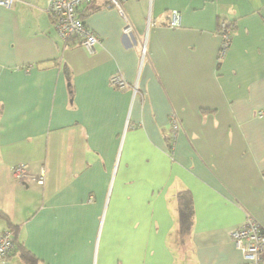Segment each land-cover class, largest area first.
Listing matches in <instances>:
<instances>
[{
	"label": "crops",
	"instance_id": "1",
	"mask_svg": "<svg viewBox=\"0 0 264 264\" xmlns=\"http://www.w3.org/2000/svg\"><path fill=\"white\" fill-rule=\"evenodd\" d=\"M46 1L0 5V210L24 247L39 264H239L228 230L248 214L264 229V0H126L127 33L93 0L79 7L92 51L58 34ZM219 20L233 23L221 57ZM0 264L25 263L13 249Z\"/></svg>",
	"mask_w": 264,
	"mask_h": 264
},
{
	"label": "built area",
	"instance_id": "2",
	"mask_svg": "<svg viewBox=\"0 0 264 264\" xmlns=\"http://www.w3.org/2000/svg\"><path fill=\"white\" fill-rule=\"evenodd\" d=\"M89 0H47L46 11L56 28L58 34L64 38H76L80 40L82 46L87 50L92 51L94 45L98 42L96 34L87 27L78 17L76 11L77 5L85 3ZM110 5L114 6L125 24L123 32L132 30L128 16L123 8V2L126 0H106ZM13 0H0V5L10 7ZM180 23V13L176 9L170 11L168 26H176ZM147 27L155 24V19L149 12L146 18ZM218 34L220 36V48L218 57H221L229 46L231 35L227 22L222 20L219 25ZM142 53H145V44H140ZM143 56V55H142ZM110 84L122 89L127 86L126 80L119 72L113 73L109 78ZM135 90V86H133ZM180 129V121L174 114L170 118L169 141L166 143V148L170 155ZM12 175L18 181H24L29 176V168L26 163H17L12 168ZM36 182L43 183L44 170L41 169L39 174L32 177ZM229 238L234 242V245L241 253L239 264H262L264 260V229L259 222L250 214H248L242 224L228 230ZM13 247V236L9 229L0 230V263Z\"/></svg>",
	"mask_w": 264,
	"mask_h": 264
},
{
	"label": "trees",
	"instance_id": "3",
	"mask_svg": "<svg viewBox=\"0 0 264 264\" xmlns=\"http://www.w3.org/2000/svg\"><path fill=\"white\" fill-rule=\"evenodd\" d=\"M92 1L93 0H89L85 3H81V4L77 5L76 11H77L78 17L80 19H81L83 14H81L82 10H79V7L83 4H85V5L90 4V2H92ZM103 3L109 4L106 0ZM220 22H221L220 20L217 22V31H219ZM232 25H233V23L231 21L227 22V26L230 29V31L232 30ZM166 141H169V133L166 137ZM176 200H177L176 208H177L178 232H179L180 241H184L186 235H189V233H190V229H191L192 221H193V204H192V198L190 196V192L186 189L182 190V191H178L176 193ZM0 217H3L6 220V223L8 224V228H5V229H9L12 232V236H13V247L8 252L7 255H9L10 252L14 249V251L19 252L20 257L25 264H39L38 260L34 256V254H32L30 251H28L24 247L22 241L19 239V237H18L19 225L11 222L2 210H0Z\"/></svg>",
	"mask_w": 264,
	"mask_h": 264
},
{
	"label": "rangeland",
	"instance_id": "4",
	"mask_svg": "<svg viewBox=\"0 0 264 264\" xmlns=\"http://www.w3.org/2000/svg\"><path fill=\"white\" fill-rule=\"evenodd\" d=\"M123 33H126V32H123Z\"/></svg>",
	"mask_w": 264,
	"mask_h": 264
}]
</instances>
